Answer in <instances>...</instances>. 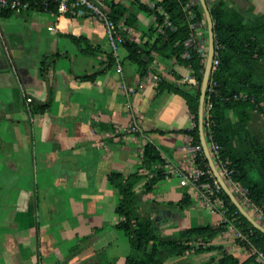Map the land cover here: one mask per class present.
<instances>
[{
	"label": "crops",
	"instance_id": "crops-1",
	"mask_svg": "<svg viewBox=\"0 0 264 264\" xmlns=\"http://www.w3.org/2000/svg\"><path fill=\"white\" fill-rule=\"evenodd\" d=\"M103 1L123 14L119 22L134 43L151 46L163 34L151 13L161 0ZM257 1L206 0L226 11L264 15ZM196 2L188 0L187 8ZM56 7L32 3L0 15V264H125L130 246L115 212L121 197L108 175L136 173L139 193L151 177L142 166L147 142L164 164L189 167L194 121L186 96L196 95L199 82L190 68L162 52L152 51L154 60L141 73L125 60V47L119 50L120 73L103 26L82 10L61 15ZM201 23L187 45L203 38L208 50ZM131 124L141 132L127 133ZM185 193L193 204L180 210L176 203ZM197 194L166 175L143 197L140 211L149 213L162 236L221 223ZM215 244L227 249L228 243L219 237ZM218 260V251H186L165 264Z\"/></svg>",
	"mask_w": 264,
	"mask_h": 264
},
{
	"label": "trees",
	"instance_id": "trees-1",
	"mask_svg": "<svg viewBox=\"0 0 264 264\" xmlns=\"http://www.w3.org/2000/svg\"><path fill=\"white\" fill-rule=\"evenodd\" d=\"M51 5L56 7L50 1ZM187 5L188 0H161L157 3L151 13L156 17V23L162 26L163 34L158 35L151 46L127 39L123 45L127 51L125 60L140 68L142 73L154 60L151 52H162L190 68L200 88L205 63L199 52L187 42L191 35L190 24L201 23L205 15L199 2L194 7L187 8ZM109 9L112 20L119 22L123 14L112 4ZM208 9L213 21L215 45L221 49L220 64L210 74L205 97V108L207 104L211 105L209 118L204 117L205 138L209 143L211 134L212 140L220 147L221 158L229 162L233 181L246 190L250 203L264 211V15L226 11L222 3L210 4ZM190 13L192 18L188 19ZM205 37L208 38L207 27ZM162 38L165 39L163 44L160 43ZM71 39L76 42L82 40ZM185 52L188 57L184 58ZM235 95L243 98L234 100ZM199 96V89L194 97L186 96L193 114L194 127L188 132L193 145L200 144ZM45 107L40 106L39 111L43 112ZM196 164L201 168L208 167L204 154L197 155ZM158 165L160 168H156ZM163 165L159 150L147 142L143 146L142 166L151 177L139 193L135 191L139 180L136 173L127 177L116 172L108 175L109 184L121 197L115 212L123 218L116 227L130 246L125 264H164L168 258L183 255L186 251H218L217 264H241L237 258L227 254L222 245L215 244L227 230L226 223L191 227L173 236H162L149 213H141L143 197L166 177ZM222 198L228 208L227 219L232 221L235 218V226L248 235L250 233L251 241L264 253V235L249 224L224 192ZM192 204L190 195L185 193L176 206L183 210ZM247 262L253 264L250 258L242 264Z\"/></svg>",
	"mask_w": 264,
	"mask_h": 264
},
{
	"label": "built area",
	"instance_id": "built-area-1",
	"mask_svg": "<svg viewBox=\"0 0 264 264\" xmlns=\"http://www.w3.org/2000/svg\"><path fill=\"white\" fill-rule=\"evenodd\" d=\"M53 2L57 6V11L61 15H75L78 10H82L85 16L94 21L100 23L106 34L108 46L110 49V55L116 63L117 70L121 73V59L119 50L125 44L127 39L131 37L130 29L121 22H116L110 17V9L103 0H0V15L2 12L10 11L19 13L22 10L27 9L32 3H41L46 8L49 3ZM196 0H193V2ZM192 4V1H191ZM190 7V5H189ZM191 13L188 19H191ZM202 27V23H192L190 28L192 31H197ZM204 40L199 38L193 46L199 52L200 56L205 63L207 57V49L203 47ZM220 46L215 45V53L212 61V71H216L220 64ZM159 79L155 80L158 83ZM214 87V83L211 84V90ZM22 90V89H21ZM243 98L242 95L233 96L234 100ZM26 102L30 103L31 99L26 98ZM211 105L207 104L205 108V115L209 118L208 111ZM127 133L135 134L140 133V129L137 124H131L126 129ZM210 142L208 148L214 163L217 166L220 175L237 197L242 206L249 209L248 213L264 227V211L261 208L255 207L247 199L246 190H244L238 183L232 179V170L229 168V162L223 160L220 156L219 145L212 140L211 134H209ZM203 154V150L200 144L193 145L190 149L189 167L187 166H175L171 163H165L162 168L165 175L174 176L178 179V184L181 187H192L198 191L197 197L201 206L207 209L212 214H219L222 217L221 223H226L228 228L221 234L220 238L223 242L229 243L230 237L234 238L233 242L227 244L226 253L234 255V253H241L239 257L245 259H252L253 264H264V253L260 250L250 239L249 235L237 228L234 224L235 218L228 220L226 213L228 211L225 200L222 198L223 190L219 183L213 177V174L209 167H198L196 164L197 155ZM160 168V166H156Z\"/></svg>",
	"mask_w": 264,
	"mask_h": 264
},
{
	"label": "water",
	"instance_id": "water-1",
	"mask_svg": "<svg viewBox=\"0 0 264 264\" xmlns=\"http://www.w3.org/2000/svg\"><path fill=\"white\" fill-rule=\"evenodd\" d=\"M199 2L201 8L203 9L205 15V22L207 26V34H208V51L207 57L205 61L203 77L200 84V96H199V108H198V131H199V140L200 145L203 150V154L207 161L208 167L211 170L213 177L219 183L220 187L222 188L223 192L227 195L232 205L237 209V211L249 222V224L255 228L257 231L264 235V227L258 223L249 213L248 211L242 206L239 202L237 197L234 195L232 190L229 188L227 183L224 181L220 172L217 169L216 164L214 163L212 156L210 154L208 144L205 138L204 132V115H205V97L206 92L209 85L210 74L212 72V61L214 58L215 53V39H214V32H213V21L208 9V4L206 0H196Z\"/></svg>",
	"mask_w": 264,
	"mask_h": 264
},
{
	"label": "rangeland",
	"instance_id": "rangeland-1",
	"mask_svg": "<svg viewBox=\"0 0 264 264\" xmlns=\"http://www.w3.org/2000/svg\"><path fill=\"white\" fill-rule=\"evenodd\" d=\"M255 7H257L256 9L258 10L257 12H258V14H264V0H260V1H257L256 2V6ZM249 14H254V13H250V12H248ZM247 12H245V14H248ZM3 33V26H2V24H0V34H2ZM246 210H248L249 211V209L246 207ZM208 221H209V219H208ZM155 224V223H154ZM160 233V232H159ZM232 237V236H231ZM230 237V239H228L229 240V245H230V243L231 242H233V239L234 238H231ZM216 245H219V244H216ZM228 246V245H227ZM231 246V245H230ZM223 250L224 251H226V249L223 247ZM231 253H233L234 255H235V257H238L239 255H241V253L239 252V253H234V251L233 250H231ZM220 256V255H219ZM174 257H171V258H168L166 261H169V260H172ZM165 261V262H166ZM165 264V263H164Z\"/></svg>",
	"mask_w": 264,
	"mask_h": 264
}]
</instances>
